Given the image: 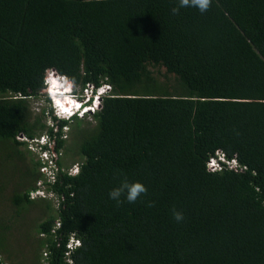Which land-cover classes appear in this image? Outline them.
<instances>
[{"label":"trees","instance_id":"obj_1","mask_svg":"<svg viewBox=\"0 0 264 264\" xmlns=\"http://www.w3.org/2000/svg\"><path fill=\"white\" fill-rule=\"evenodd\" d=\"M178 7L0 0V168L16 176L7 197L0 183V208L13 213L0 219L1 252L27 220L38 237L26 243L46 264H264V0ZM50 71L74 92L109 86L87 128L52 114ZM34 98L47 106L32 118ZM41 134L58 155L54 181L20 149L33 155L19 136ZM218 151L236 167L209 169ZM63 153L79 157L77 175ZM124 180L147 192L118 204L108 194ZM40 188L53 199L31 197ZM39 206L46 217L32 224Z\"/></svg>","mask_w":264,"mask_h":264},{"label":"clouds","instance_id":"obj_2","mask_svg":"<svg viewBox=\"0 0 264 264\" xmlns=\"http://www.w3.org/2000/svg\"><path fill=\"white\" fill-rule=\"evenodd\" d=\"M211 3L212 0H179V7L173 8L172 12L173 14H176L179 11V8L195 7L201 13H203L210 8ZM48 73L49 74L45 79V89L43 90V92L49 97L51 101L52 114L56 118L67 120L73 117L82 118L83 116H85L83 114V109L80 108V103L77 100L80 97L86 99V101L88 102L86 108H91L92 110L96 111L99 107L101 98L104 96V94H106V92L109 91L108 85H101L100 87H96V88L90 86L88 88L90 89V94L84 95L83 91L74 92L72 83L66 77L58 75L55 72H53L54 74L52 75L51 71ZM53 76L56 77L53 78ZM88 89H84V90H88ZM52 98L54 99V101L51 100ZM49 125H51V121ZM21 137L24 136L21 135ZM24 140L28 142V146H29L28 140L31 139L27 140V138H25ZM32 140L34 145L41 148L40 150L33 152H38L41 155V153L43 152V148L46 147L47 149V145L49 141L48 136L45 134H41ZM211 158L215 159V161L218 163L219 166H222V163H224L229 167L232 168L236 167V163H237L236 160L232 159L228 161L227 159H225L221 151L216 152L215 156H212ZM48 159L49 158L44 159L46 163L45 167L51 168ZM79 171H80V167L76 166L71 174L77 175ZM146 192H147V188L142 183L140 182L129 183L127 180H124L121 182V184L118 187L113 188L108 195L111 200L116 201L118 204L124 201L131 204V203H135L137 199L141 196V194H145ZM122 197L123 200L121 199ZM173 217L177 222H181L184 218L183 214L177 211L173 212ZM79 244H80L79 240L76 239L74 236H71L69 240V247H73L75 245L79 246ZM68 264H72V261L69 260Z\"/></svg>","mask_w":264,"mask_h":264},{"label":"rangeland","instance_id":"obj_3","mask_svg":"<svg viewBox=\"0 0 264 264\" xmlns=\"http://www.w3.org/2000/svg\"><path fill=\"white\" fill-rule=\"evenodd\" d=\"M52 75L54 74L53 72H51ZM49 73L46 74L45 79L47 78ZM56 76H53V78H55ZM77 92H79V89L76 90ZM84 95H89L90 94V89L88 90H83ZM86 98V97H85ZM79 102L86 103V99L84 98H78ZM54 101V100H53ZM30 106H31V112H32V118L37 117L40 115L41 113V109L44 108V106H47L45 102H43L41 99H31L30 101ZM46 118V122L47 124L50 123V120H47ZM84 119V122L82 124L83 127L87 128L88 125H90L89 123H87L88 121H91V117L90 115H85L82 117ZM88 124V125H87ZM64 137L66 139V143L67 145H70L71 140L73 138V133L68 130L65 129L64 130ZM19 139L24 140L23 137L19 136ZM22 153H24L25 158H26V163L29 164L30 163V159L31 157L34 158V160L36 161L37 159H42L41 155L38 152H33V155L30 153H28L26 151L25 147H21L20 148ZM61 158L63 159V167L64 168H69V172L72 173L73 169L77 166V161H79V157L75 154V155H64V153L61 155ZM76 161V162H75ZM30 165V164H29ZM216 167L219 168L218 164H215ZM5 168H0V183L6 186V194L5 197L9 196V193L11 191V189H13V186L15 184V182L12 181V179H14V175L10 174L8 171H5ZM11 168V166L9 167ZM17 174H19V171L17 172ZM47 175V174H46ZM40 184V182H39ZM47 194L42 195L41 193H39V195L37 197H45ZM33 198H35V193L32 194ZM51 197V195H47L46 196ZM53 199V197H51ZM53 202L55 201L52 200ZM56 203H53V206L55 207ZM43 205V203L41 204ZM6 212V211H5ZM9 214V213H8ZM7 213L4 214L3 210H1L0 208V219H5V217L7 218L8 216L11 217V215L13 213L10 212V214L8 215ZM27 218L32 220V224H37L38 222L42 221L45 217V210L43 209V206H39L36 207L32 210H29L28 214H27ZM21 221H23L24 219H20ZM17 232V237L20 239L18 241H11L9 242V244L6 243V241H4V245H5V249H9V254H6L5 252H1V258L4 261V264H46L45 262V254L43 252V248H42V253H39L38 257L33 256V251L36 248V245L33 242H29L26 243L27 240H31V241H35L34 238L38 237L36 230H35V226H30L29 222L27 220H25L23 226H19L16 230ZM26 237V238H25ZM25 238V239H24ZM16 240V238H15ZM7 251V250H6Z\"/></svg>","mask_w":264,"mask_h":264},{"label":"built area","instance_id":"obj_4","mask_svg":"<svg viewBox=\"0 0 264 264\" xmlns=\"http://www.w3.org/2000/svg\"><path fill=\"white\" fill-rule=\"evenodd\" d=\"M24 139H25V137H23ZM28 140V139H27ZM48 145H47V151H43L42 153H41V156H42V160H44L45 158H49L48 160H49V163H50V165H51V168H47V167H41V171L44 173V175L47 177V179L48 180H50V181H54V174H55V172H54V168L56 169V167H55V164H54V159L55 158H57L58 157V155L56 154V152L53 150V148H54V142H53V140L52 139H49L48 138ZM29 141V146H28V148L29 149H31L32 150V152L33 151H38V150H40L41 148L40 147H37L36 145H34L33 144V140H28ZM46 141H47V138H46ZM52 159H51V158ZM215 164H218L216 161H215V159H213V158H210L209 159V161H208V166H209V169H211V170H214V169H217L218 167H216V165ZM221 166H219V168H220ZM218 168V169H219ZM47 174V175H46ZM38 185H40V186H42V182H40V184L38 183ZM33 193H35V197H37L38 195H39V193H41L42 195H45L46 194V192L45 191H43V189L42 188H40V189H38L37 191H35V192H33ZM33 193H31V196H32V194Z\"/></svg>","mask_w":264,"mask_h":264},{"label":"bare ground","instance_id":"obj_5","mask_svg":"<svg viewBox=\"0 0 264 264\" xmlns=\"http://www.w3.org/2000/svg\"><path fill=\"white\" fill-rule=\"evenodd\" d=\"M52 101L54 100L53 98L51 99ZM78 100V99H77ZM78 102H79V100H78ZM80 103V108L81 109H83V114L84 115H90V114H93L95 111L94 110H92L91 108H86V106H87V104H88V102L86 101V103H81V102H79Z\"/></svg>","mask_w":264,"mask_h":264}]
</instances>
